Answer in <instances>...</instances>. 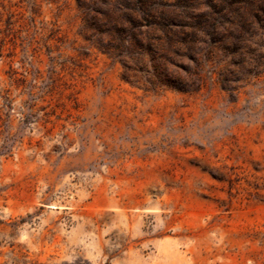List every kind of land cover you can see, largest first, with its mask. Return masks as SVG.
I'll use <instances>...</instances> for the list:
<instances>
[{
	"label": "rangeland",
	"instance_id": "obj_1",
	"mask_svg": "<svg viewBox=\"0 0 264 264\" xmlns=\"http://www.w3.org/2000/svg\"><path fill=\"white\" fill-rule=\"evenodd\" d=\"M0 264H264V0H0Z\"/></svg>",
	"mask_w": 264,
	"mask_h": 264
},
{
	"label": "trees",
	"instance_id": "obj_2",
	"mask_svg": "<svg viewBox=\"0 0 264 264\" xmlns=\"http://www.w3.org/2000/svg\"><path fill=\"white\" fill-rule=\"evenodd\" d=\"M143 8H145V7H143Z\"/></svg>",
	"mask_w": 264,
	"mask_h": 264
}]
</instances>
